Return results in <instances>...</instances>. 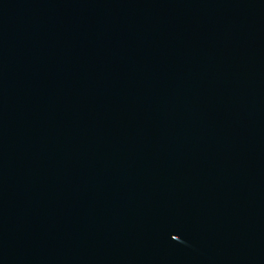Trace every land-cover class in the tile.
<instances>
[{
	"label": "water",
	"instance_id": "obj_1",
	"mask_svg": "<svg viewBox=\"0 0 264 264\" xmlns=\"http://www.w3.org/2000/svg\"><path fill=\"white\" fill-rule=\"evenodd\" d=\"M0 264H264V0H0Z\"/></svg>",
	"mask_w": 264,
	"mask_h": 264
}]
</instances>
